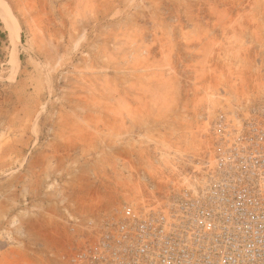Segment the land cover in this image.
<instances>
[{
	"label": "rangeland",
	"instance_id": "obj_1",
	"mask_svg": "<svg viewBox=\"0 0 264 264\" xmlns=\"http://www.w3.org/2000/svg\"><path fill=\"white\" fill-rule=\"evenodd\" d=\"M0 1V264H65L264 98V0Z\"/></svg>",
	"mask_w": 264,
	"mask_h": 264
},
{
	"label": "built area",
	"instance_id": "obj_2",
	"mask_svg": "<svg viewBox=\"0 0 264 264\" xmlns=\"http://www.w3.org/2000/svg\"><path fill=\"white\" fill-rule=\"evenodd\" d=\"M241 107L173 192L120 206L65 264H264V98Z\"/></svg>",
	"mask_w": 264,
	"mask_h": 264
},
{
	"label": "bare ground",
	"instance_id": "obj_3",
	"mask_svg": "<svg viewBox=\"0 0 264 264\" xmlns=\"http://www.w3.org/2000/svg\"><path fill=\"white\" fill-rule=\"evenodd\" d=\"M0 12L1 13H7V9H6V7H5V5L3 4V2L1 3V1H0ZM5 15V14H4ZM9 16V15H8ZM5 18V17H4ZM8 19H9V17H8ZM6 20V19H5ZM11 27V26H10ZM10 35H11V37H12V39L14 40V41H19L20 40V38H19V35H18V33L13 29V30H11V32H10Z\"/></svg>",
	"mask_w": 264,
	"mask_h": 264
}]
</instances>
